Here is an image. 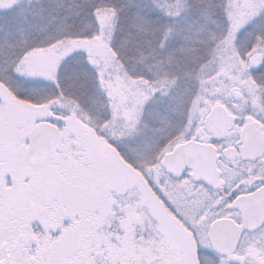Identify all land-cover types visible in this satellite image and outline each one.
<instances>
[{"label": "snow or ice", "instance_id": "1", "mask_svg": "<svg viewBox=\"0 0 264 264\" xmlns=\"http://www.w3.org/2000/svg\"><path fill=\"white\" fill-rule=\"evenodd\" d=\"M0 264H264V0H0Z\"/></svg>", "mask_w": 264, "mask_h": 264}]
</instances>
